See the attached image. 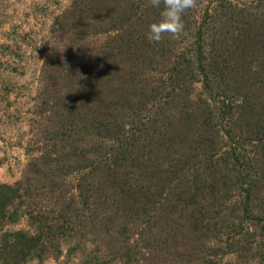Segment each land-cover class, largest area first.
<instances>
[{"label":"rangeland","instance_id":"1","mask_svg":"<svg viewBox=\"0 0 264 264\" xmlns=\"http://www.w3.org/2000/svg\"><path fill=\"white\" fill-rule=\"evenodd\" d=\"M0 0V264H264V0Z\"/></svg>","mask_w":264,"mask_h":264},{"label":"clouds","instance_id":"2","mask_svg":"<svg viewBox=\"0 0 264 264\" xmlns=\"http://www.w3.org/2000/svg\"><path fill=\"white\" fill-rule=\"evenodd\" d=\"M153 7L159 9L158 17L150 20L145 32L149 42L160 43L165 33L175 36L182 30V15L194 7V0H151Z\"/></svg>","mask_w":264,"mask_h":264}]
</instances>
